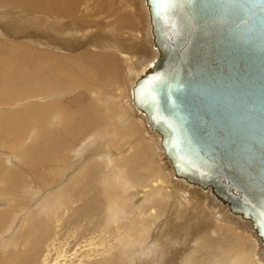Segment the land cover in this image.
Listing matches in <instances>:
<instances>
[{
    "label": "bare ground",
    "instance_id": "obj_1",
    "mask_svg": "<svg viewBox=\"0 0 264 264\" xmlns=\"http://www.w3.org/2000/svg\"><path fill=\"white\" fill-rule=\"evenodd\" d=\"M148 4L0 0L29 27L0 42V264H264L242 179L175 173L136 105L143 74L211 62L202 29Z\"/></svg>",
    "mask_w": 264,
    "mask_h": 264
},
{
    "label": "water",
    "instance_id": "obj_2",
    "mask_svg": "<svg viewBox=\"0 0 264 264\" xmlns=\"http://www.w3.org/2000/svg\"><path fill=\"white\" fill-rule=\"evenodd\" d=\"M147 1L150 14L173 12L202 29L211 62L143 74L131 89L136 105L161 133L175 173L242 179L254 201L242 213L264 248V0Z\"/></svg>",
    "mask_w": 264,
    "mask_h": 264
},
{
    "label": "rangeland",
    "instance_id": "obj_3",
    "mask_svg": "<svg viewBox=\"0 0 264 264\" xmlns=\"http://www.w3.org/2000/svg\"><path fill=\"white\" fill-rule=\"evenodd\" d=\"M9 10H11V9H9ZM9 10H7V9H3V11H1L0 10V25L3 23V24H5L6 23V25H8V21L9 22H11V24L13 25V26H11V25H9V26H11V27H9V30L6 32V33H4L6 36L4 37V36H0V42H2L3 44H6L7 43V45H9V43H12V42H16V40L18 39V38H16V37H12V36H14L12 33H11V28H13V27H20V28H23V29H27L28 30V26H24V25H27V24H24L25 23V21H22L23 22V26H22V24H21V22L19 21L18 22V16H14V14H13V12H11V11H9ZM7 11V12H6ZM3 12H4V14H5V16H2V15H4L3 14ZM8 12H9V14H11V15H9L8 14ZM20 13H22V12H20ZM7 14H8V16H7ZM10 16V17H9ZM1 17H3V18H1ZM6 17H7V19H6ZM14 17V18H13ZM139 17V16H138ZM17 18V19H16ZM6 19V20H5ZM10 19V20H9ZM139 19H141L140 17H139ZM4 20V21H3ZM12 20V21H11ZM3 21V22H2ZM6 21V22H5ZM14 21V22H13ZM16 21V22H15ZM17 23V24H16ZM18 23H19V25H18ZM15 25V26H14ZM141 26H142V23H141ZM38 28V30H36V33L37 32H40V31H42L40 28H39V26L38 27H31L30 28V30H33V32H35V30L34 29H37ZM40 30V31H39ZM13 31V30H12ZM9 33H11V34H9ZM41 33V32H40ZM2 38H4V39H2ZM14 40H13V39ZM18 41V40H17ZM126 85H127V82H126ZM117 90V88H115L114 90H113V92H115ZM118 92H119V90H118ZM120 93V92H119ZM118 96L120 95V94H117ZM117 96V98L116 99H118V101H123V99H125V96L123 95V96H119L118 97ZM122 98V99H121ZM125 107L126 108H128L129 110H131L130 109V107H129V105H128V101L126 102V104H125ZM133 115V114H132ZM132 119H133V121H135V122H137L136 120H135V118H134V115H133V117H132ZM139 122V121H138ZM138 125H139V128H138V126H137V129H136V131L138 132V133H145L144 131H143V129H142V126H141V124L140 123H137ZM139 130V131H138ZM145 135V134H144ZM0 147H1V145H0ZM4 150V152L6 153V154H9L10 152L8 151V150H5L4 148H1V150ZM8 151V152H7ZM14 161V162H13ZM159 162V161H158ZM14 164V165H13ZM12 166H13V168H23L22 167V165H21V163H19L17 160H15V159H12ZM163 168V167H162ZM166 174V173H165ZM55 188V187H54ZM53 187L51 188V189H48V191H50V190H52V189H54ZM42 191H44V190H42ZM42 192H40V194H41ZM185 197H188V196H185ZM38 198V197H37ZM37 198H35L36 200H37ZM189 198V197H188ZM35 201V200H34ZM202 203V202H201ZM199 206H201V205H199Z\"/></svg>",
    "mask_w": 264,
    "mask_h": 264
}]
</instances>
